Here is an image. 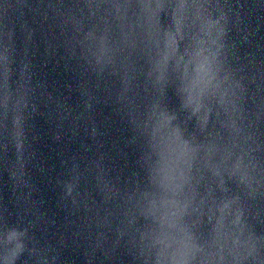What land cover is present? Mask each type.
I'll use <instances>...</instances> for the list:
<instances>
[{
	"label": "water",
	"instance_id": "obj_1",
	"mask_svg": "<svg viewBox=\"0 0 264 264\" xmlns=\"http://www.w3.org/2000/svg\"><path fill=\"white\" fill-rule=\"evenodd\" d=\"M0 264H264V0H0Z\"/></svg>",
	"mask_w": 264,
	"mask_h": 264
},
{
	"label": "snow or ice",
	"instance_id": "obj_2",
	"mask_svg": "<svg viewBox=\"0 0 264 264\" xmlns=\"http://www.w3.org/2000/svg\"><path fill=\"white\" fill-rule=\"evenodd\" d=\"M161 69H163L165 72H167V69L165 68L164 59L161 58ZM183 84L185 86V90L187 92H190L192 95V99L194 101L195 94L198 89H201L203 86V81L199 79V70L192 71L191 68L185 73Z\"/></svg>",
	"mask_w": 264,
	"mask_h": 264
}]
</instances>
